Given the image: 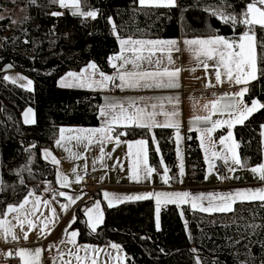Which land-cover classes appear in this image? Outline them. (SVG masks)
Masks as SVG:
<instances>
[{"label": "trees", "instance_id": "trees-1", "mask_svg": "<svg viewBox=\"0 0 264 264\" xmlns=\"http://www.w3.org/2000/svg\"><path fill=\"white\" fill-rule=\"evenodd\" d=\"M247 2L227 0L231 7L222 10L239 13ZM221 3L222 0H176L174 7L157 8L140 6L138 0H81L83 11L98 10L97 18L91 19L74 16L66 9L62 12L52 0L35 3L0 0V17H3L0 19V180L3 181L0 201L19 204L32 184L38 183L42 189L52 188L56 169L42 158V153L56 143L60 127L96 128L99 124L103 96L91 91L61 89L57 81L90 63L96 64L105 75L116 76V69L112 70L108 62L109 56L117 55L119 47L111 22L116 24L119 38L201 39L219 34L234 39L243 26L233 32L205 10ZM53 12L63 15L52 16ZM255 34L258 42L264 39V31L258 26ZM9 65L11 70L33 81V90L24 91L4 79V69ZM249 87L243 101L250 103V98H256L264 102V78ZM116 92L119 87L108 94ZM29 108L35 122L28 126L23 115ZM263 125L264 109H261L243 125L233 128L242 169L258 167L263 162ZM225 131L223 128L216 135ZM124 132L127 134L122 139L147 141L148 162L154 172L165 167L170 175L176 176L173 129L128 128ZM186 136L187 177L189 181L201 180L205 162L198 137L193 132ZM155 206L146 199L105 207L104 222L95 233L88 230L82 208L75 212L72 229L79 233L80 243L97 247L119 245L125 264H261L264 261L261 203H239L231 213L222 215L167 205L160 208L158 221ZM249 225L260 227L253 229Z\"/></svg>", "mask_w": 264, "mask_h": 264}, {"label": "snow or ice", "instance_id": "snow-or-ice-1", "mask_svg": "<svg viewBox=\"0 0 264 264\" xmlns=\"http://www.w3.org/2000/svg\"><path fill=\"white\" fill-rule=\"evenodd\" d=\"M36 0H32V3H35ZM53 3L58 4L61 8H66L70 10V13L74 16H81L84 18L96 19L99 12L98 10H88L83 11L81 8V0H52ZM140 6L152 5V6H163V7H174L176 5V0H138ZM230 8L231 5L227 3V0H222V3L219 7H212L205 9L213 17L218 18L223 24L231 27L233 32H235L238 26H243L242 30L235 35L234 39H229L223 35L215 34L209 38L204 39H194L184 41L186 45L190 47V50L193 51V54L199 65H202L207 71L209 68V61L212 62L215 69L214 76L218 84H222V75L226 77L229 83H232L237 86H241L240 89L234 93H226L224 96L213 99L209 104L204 105V109L209 112L206 116H196L193 123L197 125L203 124V127H197L195 130L201 133L202 146H203V137L208 136L211 140V133H214L218 128L222 126H227L228 129L234 128L235 125H243L245 120H247L254 112H257L261 109H264V102H260L256 98H250V103L243 101V97L249 93L250 85L252 82H259L261 78H264V39L257 41L255 34V29L257 26L261 31H264V0H249L244 5V9L236 13L235 10L229 12L222 10L223 8ZM52 16H61L62 12H53ZM3 19V17H0ZM112 23V28L114 34L117 35L120 39L121 52L117 55L111 57L113 63L112 67L117 69V75H105L103 72H99L100 80L97 81L94 77L97 75L95 71L97 66L96 64H90L89 68L93 71L89 73L87 81L84 79L83 73L77 74L74 72H69L61 82V87H97L100 89L106 88L109 82H115L119 80L121 83L116 85L117 87L124 88H179L180 84L178 83V76L180 69L170 70L168 67L160 69L157 67L155 71H141V65L144 61H147L149 64L155 63L157 66L160 64V60H153L152 57L155 55L156 51H164L166 47L174 48L176 51H179L176 48V41H161V40H133L131 38H119L118 32H116V24ZM151 46L149 53L143 55L142 48L143 46ZM159 46V47H157ZM192 46H196L192 48ZM258 49L260 51L258 52ZM125 51L131 55H125ZM169 63H172L171 56H168ZM119 62V65L116 63ZM131 66L129 70L128 66ZM9 68L11 65L8 66ZM223 70V71H221ZM88 69H85L87 72ZM167 79H164V78ZM4 79H11L12 83H17V80L25 79L24 77L11 78L5 76ZM32 81L27 80L26 85L22 87H31ZM216 85L209 80L205 84V88H212ZM215 96V94H213ZM173 98L169 97V102ZM178 102L179 98H175ZM151 111L147 110V107H139L136 101H129L127 106L123 102L109 103L105 107L99 109V115L103 118V123L101 127L90 128V129H76V130H67L73 131L74 134L65 137V129H60L59 139L56 141L58 147L64 146V141H75L76 144H83L85 147L91 145L92 143H97L101 145V155L99 159L103 161L104 159V149L103 145L105 143L111 142L113 140V133L115 132L114 125H123L125 127H140V128H153V127H178L171 122H166L160 124L156 121L155 117L159 114L156 109L157 105L153 104L150 106ZM32 110L29 109L24 113V122L25 123H34L33 119H30ZM219 113L220 116H227V118H217L213 119L212 117ZM165 117L176 116L178 113L173 111L172 113L164 112ZM126 132L116 133L115 142L118 146L119 136L126 135ZM264 135V133H261ZM139 145V150L135 153L136 159L142 160L146 163V154L144 146L147 144L145 140H139L135 142ZM219 144L224 147V153H218L216 151L212 152L213 157H220L224 160L225 164H228L229 159L233 165H240L241 160L239 159L236 150L239 148V144L234 139V133L228 131L227 135H224L219 138ZM132 145H129V150L131 151ZM158 150V149H157ZM207 153V149H206ZM228 153H231L229 156ZM73 157H78V153H71ZM44 158L49 159L53 164H59V161L56 160L54 156L51 155L47 150L44 153ZM136 159L133 161L132 168V179L136 180L138 178V165ZM87 166H85L86 169ZM213 165L209 164V173H211ZM234 169L229 168V171ZM23 171V169L21 170ZM146 175H150L152 171L151 168L144 170ZM167 169H165V172ZM183 167L181 165V172ZM250 171L253 174H259V179L264 180V163L260 164L258 167H252ZM81 179L80 175H76V180ZM168 177H164L165 183H167ZM23 183V180L20 181ZM60 183L65 185L68 183V178L63 176L60 178ZM0 185H3V181L0 180ZM59 196L65 197V192H59ZM104 198L107 200V206L113 207L117 203H123L125 201L131 200H144V199H155L156 202V211H157V221L159 219V208L161 204V199L163 198L165 203H190L193 209H199L201 212H222L227 213L233 211V205L237 202L245 201H259L261 202V207H264V188L257 189H243L237 190L235 192H228L226 194H209V195H199L191 196L188 192H176V193H146L143 195L135 196H117L105 192ZM29 197H34L31 201ZM66 199L69 201V204L75 203L76 198L71 195L66 196ZM204 201H207V206H205ZM31 203L32 208L28 210L26 206ZM0 204L3 206L0 207V239H7L9 243L18 241L21 236L16 234L15 229L19 228L21 230L23 239H28V232L25 231V226L30 229L39 230L41 236L46 238V235L50 234L47 230L49 225L53 223L56 218V209L51 208V216L45 217L43 220L39 221L37 224L34 219L37 212L40 211L41 207V198L35 196L34 193L28 192L23 198L22 202L19 204H4L0 201ZM69 204H63L61 207L67 211ZM95 206L85 209V214L88 217V223L93 232L96 231L97 227L103 223V211L101 209V204L96 201L94 202ZM50 202L45 201L44 207H49ZM14 214L13 218L10 220L8 216ZM76 222L75 217L72 218L69 227L71 224ZM249 227L255 229L260 227L258 225H249ZM68 239L66 241L73 245L76 244V237L79 235L77 231H72L67 233L65 230ZM111 248L116 249L118 252L120 246L112 244ZM91 250L97 255L103 252V249L100 248H91L90 246H78L77 252H72L69 250L66 255L74 257L77 264H88L89 258L87 256L88 251ZM43 249H24L21 248L18 255L22 260L23 264H40L41 254ZM79 251H83L85 256L79 255ZM195 251V250H193ZM8 256H13L12 252L7 253ZM123 257L117 255L114 257L116 261H120ZM63 259V256L61 257ZM63 264H72L71 260L63 261ZM90 264H98V259L96 256H93L90 260ZM243 264V262H241ZM264 264V261L261 262Z\"/></svg>", "mask_w": 264, "mask_h": 264}, {"label": "crops", "instance_id": "crops-1", "mask_svg": "<svg viewBox=\"0 0 264 264\" xmlns=\"http://www.w3.org/2000/svg\"><path fill=\"white\" fill-rule=\"evenodd\" d=\"M146 6H152V5H145ZM157 8L162 6H156ZM127 39V38H124ZM133 40H161V41H176V48L179 49V51H176L174 48L166 47L164 51H156L155 49H152V51L155 52V55L152 57V59L155 61L157 59L160 60L159 66H157L155 63L149 64L147 61H144L141 65L140 70L141 71H155L157 70V67L160 69L164 67H168L170 70L180 69L179 76L177 78L178 83L180 84L179 88H152V89H145V88H129L119 87V92H116L114 94H108L107 89L109 88V83L107 84L106 88L100 89L97 87H61L60 82L61 80L67 76L63 75L60 77L57 81V87L61 89H73L78 91H91L92 93H100L103 96L104 101H102V104L100 105V108L105 107L106 104L109 103H116V102H123L125 106H127V103L129 101H136L139 107H147L148 111H151V105L155 104L157 105L156 111L159 113L155 119L158 123L164 124L166 122H171L175 125H178V127H153V128H147V130H151L154 128H170L173 129L174 133V145L176 156H177V172L176 176H172L169 174V170L165 167H163L161 172H154L152 171L150 175L145 174V169L150 168L148 162V145L146 144L144 146L145 154H146V163H144L140 159H136L135 153L139 150V145H137L135 142L139 140L144 139H138L136 141L134 140H126L122 139L121 136H119V145H116L115 142V135L116 133L124 132L125 129H137L140 127L132 126V127H125L123 125H114L115 132L113 135V140L111 142L105 143L103 145L104 149V159L101 161L99 159L101 155V145L97 143H92L91 145L85 147L83 144H76L75 141H68L65 139L64 146L58 147L56 143L52 145L50 149H45L42 153V158H44V153L47 150L51 153L52 156L56 158V160L59 161V164H53L51 161V158L45 159L48 161L55 170V183L53 184V187H45L42 189V194L45 199L41 198V207L40 211L37 212L35 217H31L34 219V221L39 224L40 220H43L45 217H50L51 214V208L56 209V218L54 219L53 223L49 225V229L47 230L50 232V234L46 235V238L41 236L38 228L37 229H30L25 226V231L28 232V239H23L21 230L19 228H16V234L21 236V238L18 241L9 243L7 239H0V259H3V261L8 260L9 258L15 259L17 261V264H23V260L18 256L15 255L19 252L21 248L24 249H35V248H41L43 249L41 254V260L40 264H63V261L71 260L72 264H77L74 257L66 255V253L71 250L72 252L78 251V246H90L91 248H100L103 249V252L99 253L98 255L96 253H93L91 250L88 251L87 256L89 258L88 264H90V260L93 256H96L98 259V264H121L120 261H116L114 259V255H119V252L116 249L111 248V246H102L97 247L93 244H83L78 241V236L76 237V244L73 245L71 243L62 242L66 241L68 239V236L65 232L67 230V233H71L74 231L71 227H69V224L73 217H75V212L77 210H80L82 208V212L85 218L86 226L88 230L92 233L97 232L102 224H100L96 231L93 232L91 230V227L88 223V217L85 214V209L94 207V202L98 201L101 204V209L103 211V208L108 207L107 206V200L104 198V193L108 192L111 194H115L117 196H135V195H143L146 193H176V192H188L191 196H199V195H209V194H226L228 192H235L237 190H243V189H257V188H264V180L259 179V174H253L250 169L247 170L242 169L240 165H233L231 160L229 159L228 164L224 163V160L220 157H213L212 152L216 151L218 153H224V147L219 144V138L227 135L228 131H233L232 129H228L227 126H222L218 128L214 133H211V140L208 136L203 137V146H202V138L201 133L199 131H196L195 129L197 127H203L204 125H197L193 123L194 118L196 116H206L209 114L208 111L204 109V105L209 104V102L213 99L219 98L224 96L226 93H234L240 89L241 86L234 85L232 83H229L222 75V84H218L215 80L214 72L215 69L213 67V64L211 61H209V68L207 71L204 69L202 65H199L193 51L190 50V47L184 43V41L187 40H194L197 38H187L184 37H176L174 39H164V38H131ZM204 39V38H201ZM118 42V51L117 54L121 52V45H120V39L117 40ZM159 47V46H157ZM196 46H192V48H195ZM151 49V46L145 45L142 48L143 55H147L149 53V50ZM125 55H131L127 51L124 53ZM171 56L172 63H169L168 56ZM119 65V62H116ZM91 64V63H90ZM82 67L79 72H74L77 74L83 73L85 81L88 79L89 73H91L93 70L89 68V65ZM129 70H131V66L129 65ZM85 69H88L87 72H85ZM97 72V75L94 77L95 80L99 81L100 76L98 73L100 72L98 68L95 70ZM117 71V69H116ZM223 71V70H221ZM4 76L9 77L8 75L14 72L9 67H6L4 69ZM16 72V71H15ZM69 73V72H68ZM105 74V73H104ZM111 75V74H109ZM117 75V73H116ZM164 79H167L166 77ZM211 80L213 84H215V87L212 88H205V84ZM9 81V80H8ZM121 82L118 80V84ZM33 88V87H32ZM215 94V96L213 95ZM173 98L171 102H169L168 98ZM179 98L178 102L175 98ZM243 99V98H242ZM99 108V109H100ZM173 111H176L178 115L176 116H168L165 117L163 115L164 112L172 113ZM99 115V114H98ZM24 116V115H23ZM213 119L217 118H227V116H220L219 113L214 115L212 117ZM24 119V117H23ZM30 119H33L30 116ZM24 121V120H23ZM103 123V118L99 115V124L96 128L101 127ZM239 125V124H238ZM236 126V125H235ZM234 126V127H235ZM90 129L93 127H79V126H72L70 128L60 127V129H65V137H69L74 134L73 131H67V130H76V129ZM225 128V133L216 135L221 129ZM60 129L58 131L57 140L60 136ZM195 133V135L198 137V143L201 149V154L203 158V162H205L204 168V178L201 180H193L189 181V177H187V163H186V148H185V138L187 137L186 134L189 133ZM261 133H264V125L261 127ZM235 136V135H234ZM56 140V141H57ZM262 140V155H263V162L264 163V135H261ZM55 141V142H56ZM146 141V140H145ZM129 145H132L131 151L129 150ZM207 149V153H206ZM238 150H236L238 155ZM71 153H78V157H73L70 155ZM230 156L231 153H228ZM239 157V155H238ZM136 159L137 165H138V178L136 180H133L131 177L133 175L132 168H133V161ZM216 161H220L223 164V167L226 171V179L225 180H219L218 175L215 171L214 164ZM213 165V169L211 173H209V164ZM181 165L183 167V171L181 172ZM85 166L86 169H85ZM229 168L234 169L233 171H229ZM165 169L167 171L165 172ZM85 172H89L91 176L96 180V185L98 187V198L94 197V199L91 197L90 200L86 199L84 203H80L79 200L82 198L84 193V188L80 184V181L76 180V175L79 174L80 176H83ZM66 176L68 178V183L65 185H62L60 183V178ZM167 176L168 180L167 183L164 181V177ZM175 177V178H173ZM65 192L66 196L71 195L74 198H76L75 203L69 204V201L65 197H61L58 195L59 192ZM36 196V195H35ZM47 197V198H46ZM34 199V197H29V200L31 201ZM23 200V199H22ZM146 200V199H144ZM153 202L154 205H156L155 199H149ZM50 202L49 207H44V202ZM140 202L141 200H131V201H125L127 202ZM22 202V201H20ZM251 202H258L259 201H251ZM241 202H237L236 204H239ZM244 204H248L249 201L242 202ZM63 204H69L68 210L65 211L61 205ZM121 203L115 204L113 207L108 208H114L117 205ZM205 206H207V201H204ZM233 205V208L235 205ZM167 205H177V207L181 206H188L191 211L193 212H200L203 214H217L222 215V212H201L198 208L193 209L190 205V203H165L163 198L161 199L160 208ZM156 207V206H155ZM26 208L28 210H31L32 204L29 203ZM159 208V210H160ZM232 212V211H231ZM230 212V213H231ZM228 213V212H227ZM14 214H10L8 216V219H12ZM104 222V220H103ZM76 231V230H75ZM48 246H55L56 251L53 253V255L49 254L46 250V247ZM12 252L13 256H8L7 253ZM115 253V254H114ZM82 257L85 256V253L83 251H79L78 253ZM63 256V259L61 257Z\"/></svg>", "mask_w": 264, "mask_h": 264}, {"label": "built area", "instance_id": "built-area-1", "mask_svg": "<svg viewBox=\"0 0 264 264\" xmlns=\"http://www.w3.org/2000/svg\"><path fill=\"white\" fill-rule=\"evenodd\" d=\"M112 56H114V55L109 56L108 62H109L110 68L112 70H115L112 67V63H113V61L111 59ZM112 76H114V75H112ZM116 85H118V80L115 81L114 83L110 82L108 91L110 93H113V92L117 91L118 87ZM222 164L223 163L220 162V161H216V163L214 164L215 171H216V174L219 177V180L220 179L221 180H225L226 177H227L226 171H225V169H224ZM80 177H81V179L79 180L80 184L84 188V193H83L82 199L93 197V195H95L97 193V191H98V188L96 186V180H94V178L91 176V174L89 172H85L83 174V176H80ZM30 192L34 193L36 196L42 197V199H45L43 194H42V187L38 183L32 184V186L30 187ZM46 250H48L47 252L49 254H51V255H53V253L56 251L55 246H48V247H46ZM0 264H17V261L15 259H11V258H9L6 261L5 260L3 261V259H0Z\"/></svg>", "mask_w": 264, "mask_h": 264}, {"label": "rangeland", "instance_id": "rangeland-1", "mask_svg": "<svg viewBox=\"0 0 264 264\" xmlns=\"http://www.w3.org/2000/svg\"><path fill=\"white\" fill-rule=\"evenodd\" d=\"M60 7V6H59ZM61 8V7H60ZM169 8H171V7H169ZM62 9V12L66 9V8H61ZM66 10H68V11H70L69 9H66ZM78 16V15H77ZM18 21V20H17ZM16 21V22H17ZM115 72L117 73V71L115 70ZM4 74H5V72H4ZM9 77H11V78H17V77H24L25 79H20V80H17V83H12L11 82V79H6V81H8L9 80V82H10V84H12V85H16V86H18V87H20V88H22V89H25L24 91H28V90H33L32 89V87H33V81L31 80V79H29L28 77L26 78L25 76H23L22 74H20V73H18V72H12L11 74H9L8 75ZM27 80H31L32 81V85H31V87L29 88V87H22V85H26L27 84ZM255 82V81H254ZM29 109H31V108H29ZM29 109H27L26 111H28ZM32 110V109H31ZM25 111V112H26ZM31 117L33 118L34 116H33V110H32V113H31ZM24 120V119H23ZM25 123V122H24ZM29 124H32V123H25V125H28L29 126ZM233 132V131H232ZM79 202L81 203H84L85 202V199H80L79 200ZM115 254V253H114ZM116 255V254H115ZM115 255H114V257H115ZM119 255L120 256H122L123 258L121 259V264H125V262H126V260H125V258H124V253L123 252H121L120 251V253H119Z\"/></svg>", "mask_w": 264, "mask_h": 264}, {"label": "clouds", "instance_id": "clouds-1", "mask_svg": "<svg viewBox=\"0 0 264 264\" xmlns=\"http://www.w3.org/2000/svg\"><path fill=\"white\" fill-rule=\"evenodd\" d=\"M96 186H97V185H96ZM97 188H98V187H97ZM97 193H98V191H97ZM92 198H94V197H92ZM86 199H89V200H90V198H86ZM86 199H85V200H86Z\"/></svg>", "mask_w": 264, "mask_h": 264}]
</instances>
